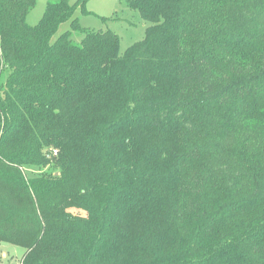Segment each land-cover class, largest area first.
Masks as SVG:
<instances>
[{"label":"trees","instance_id":"obj_1","mask_svg":"<svg viewBox=\"0 0 264 264\" xmlns=\"http://www.w3.org/2000/svg\"><path fill=\"white\" fill-rule=\"evenodd\" d=\"M35 2L0 0V241L21 264H264V0H127L150 24L123 53L82 0L30 25Z\"/></svg>","mask_w":264,"mask_h":264},{"label":"rangeland","instance_id":"obj_2","mask_svg":"<svg viewBox=\"0 0 264 264\" xmlns=\"http://www.w3.org/2000/svg\"><path fill=\"white\" fill-rule=\"evenodd\" d=\"M49 0H36L34 7L26 16V22L34 25L40 19L44 8ZM68 0L69 4L75 6L72 18H77L82 27L93 30H111L119 39V53L143 39L145 29L150 24L144 20L137 9L131 8L127 0ZM70 29V19L61 23L52 36L56 39L62 32ZM72 38L79 41L81 35L73 33ZM55 151L47 157L55 155ZM20 170L26 179L37 177L42 173L56 172L49 164L45 167L35 165H24ZM73 214L85 215L79 209H69ZM25 248L0 241V264H21Z\"/></svg>","mask_w":264,"mask_h":264}]
</instances>
